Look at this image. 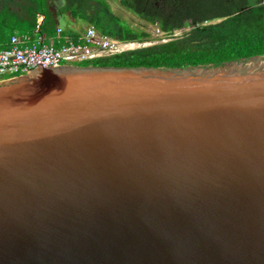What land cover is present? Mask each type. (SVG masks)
Here are the masks:
<instances>
[{"label": "water", "instance_id": "95a60500", "mask_svg": "<svg viewBox=\"0 0 264 264\" xmlns=\"http://www.w3.org/2000/svg\"><path fill=\"white\" fill-rule=\"evenodd\" d=\"M0 264H264V56L1 79Z\"/></svg>", "mask_w": 264, "mask_h": 264}, {"label": "trees", "instance_id": "16d2710c", "mask_svg": "<svg viewBox=\"0 0 264 264\" xmlns=\"http://www.w3.org/2000/svg\"><path fill=\"white\" fill-rule=\"evenodd\" d=\"M0 0V49L14 33H33L37 13L44 14L40 34L57 32V16L82 18L111 37L149 42L152 34L125 25L107 0ZM160 29L165 39L78 65L127 67L219 66L232 60L264 56V0H120ZM189 28L181 35L176 31Z\"/></svg>", "mask_w": 264, "mask_h": 264}, {"label": "built area", "instance_id": "2783aa9c", "mask_svg": "<svg viewBox=\"0 0 264 264\" xmlns=\"http://www.w3.org/2000/svg\"><path fill=\"white\" fill-rule=\"evenodd\" d=\"M43 21L44 14L37 13V26L33 33H15L11 37L10 45L0 49V80L24 75L39 66L93 61L136 49L137 43H146L111 37L101 33L94 24H89L76 41L61 38V27L57 28V36L46 41L40 34Z\"/></svg>", "mask_w": 264, "mask_h": 264}, {"label": "rangeland", "instance_id": "374dc122", "mask_svg": "<svg viewBox=\"0 0 264 264\" xmlns=\"http://www.w3.org/2000/svg\"><path fill=\"white\" fill-rule=\"evenodd\" d=\"M107 2L110 4L114 14L120 17L121 20L124 21L125 25H128L135 30L147 31L152 34L151 41L146 42V43H137L135 45L137 48L141 46L150 45L152 43L158 42L159 40L165 39V36L158 29L157 26L151 23H148L138 14H136L135 12L123 6L119 0H107ZM63 3H64V0H57L56 3L54 4L53 10L56 11ZM57 19H58L59 24L63 26L65 29H67L68 31L69 30H72V31L79 30L83 32L86 29V27L89 25V23L84 21L82 18L74 19L69 14L61 15ZM188 29L189 28L176 31L175 34L181 35Z\"/></svg>", "mask_w": 264, "mask_h": 264}, {"label": "crops", "instance_id": "0c3cea01", "mask_svg": "<svg viewBox=\"0 0 264 264\" xmlns=\"http://www.w3.org/2000/svg\"><path fill=\"white\" fill-rule=\"evenodd\" d=\"M55 4V3H54ZM64 4V3H63ZM64 15V14H63ZM59 16H61V15H59ZM59 16H57V18L59 17ZM57 21H58V19H57ZM58 27H61L62 29H63V32H62V34H61V38H70L71 40H73V41H76V40H78L79 38H80V36H81V34H82V32L81 31H79V30H77V31H72V30H67V29H65L63 26H61L60 24H59V22H57V28ZM84 32V31H83ZM16 33H18V32H16ZM15 34V33H14ZM42 35V34H41ZM43 37H44V39L46 40V41H49L50 40V38H52V37H55V36H57V32H56V34H54V35H51V36H45V35H42Z\"/></svg>", "mask_w": 264, "mask_h": 264}, {"label": "flooded vegetation", "instance_id": "af4514ba", "mask_svg": "<svg viewBox=\"0 0 264 264\" xmlns=\"http://www.w3.org/2000/svg\"><path fill=\"white\" fill-rule=\"evenodd\" d=\"M120 1V0H119ZM121 3V2H120ZM127 8V7H126Z\"/></svg>", "mask_w": 264, "mask_h": 264}]
</instances>
